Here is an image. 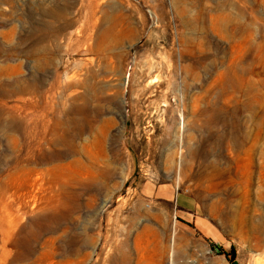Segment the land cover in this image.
Listing matches in <instances>:
<instances>
[{
  "label": "rangeland",
  "instance_id": "rangeland-1",
  "mask_svg": "<svg viewBox=\"0 0 264 264\" xmlns=\"http://www.w3.org/2000/svg\"><path fill=\"white\" fill-rule=\"evenodd\" d=\"M161 239L264 264V0H0V264Z\"/></svg>",
  "mask_w": 264,
  "mask_h": 264
},
{
  "label": "crops",
  "instance_id": "crops-1",
  "mask_svg": "<svg viewBox=\"0 0 264 264\" xmlns=\"http://www.w3.org/2000/svg\"><path fill=\"white\" fill-rule=\"evenodd\" d=\"M149 231H150V227H145L142 233H138L136 235L135 241H137V243L141 242L142 244H144V246L150 248L152 242V236L149 234ZM157 247L160 250L159 257L154 258L151 257L150 255L146 257H139L136 258L135 263H133L132 258L128 255V253H126L123 264H161L162 261L164 260V253H165V243L162 239L158 241ZM112 264H122L120 257H115V261H113Z\"/></svg>",
  "mask_w": 264,
  "mask_h": 264
},
{
  "label": "bare ground",
  "instance_id": "bare-ground-1",
  "mask_svg": "<svg viewBox=\"0 0 264 264\" xmlns=\"http://www.w3.org/2000/svg\"><path fill=\"white\" fill-rule=\"evenodd\" d=\"M5 234H6V237L8 238V230L5 231ZM173 252H174V248L171 249V255H170V262H169V264H175V261H174V258H173V255H174Z\"/></svg>",
  "mask_w": 264,
  "mask_h": 264
},
{
  "label": "trees",
  "instance_id": "trees-1",
  "mask_svg": "<svg viewBox=\"0 0 264 264\" xmlns=\"http://www.w3.org/2000/svg\"><path fill=\"white\" fill-rule=\"evenodd\" d=\"M218 249L220 250V252L225 253L224 250H223L221 247H218ZM234 253H235V252H234V250H233L232 253H231L233 258L235 257ZM228 254H229V253H228Z\"/></svg>",
  "mask_w": 264,
  "mask_h": 264
}]
</instances>
